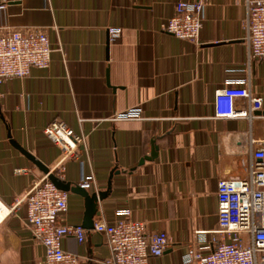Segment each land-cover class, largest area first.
<instances>
[{
    "label": "crops",
    "instance_id": "crops-1",
    "mask_svg": "<svg viewBox=\"0 0 264 264\" xmlns=\"http://www.w3.org/2000/svg\"><path fill=\"white\" fill-rule=\"evenodd\" d=\"M178 1L0 0V36L42 31L54 48L48 68L0 87V264H45L22 200L45 176L32 157L72 184L93 176L87 190L104 194L94 223L128 208L148 235L165 232L170 245L150 264H183L190 248L213 247L218 181L244 175L251 141L264 140V60L249 59L247 0H184L205 5L198 42L165 30ZM111 28H121L118 38ZM245 77L263 109L217 117L216 90ZM135 106L141 119H107ZM55 119L87 136L78 157L64 160L45 135ZM86 209L68 192L59 221L83 225ZM63 246L83 264H111L106 238L91 229Z\"/></svg>",
    "mask_w": 264,
    "mask_h": 264
},
{
    "label": "built area",
    "instance_id": "built-area-1",
    "mask_svg": "<svg viewBox=\"0 0 264 264\" xmlns=\"http://www.w3.org/2000/svg\"><path fill=\"white\" fill-rule=\"evenodd\" d=\"M5 1V0H4ZM202 1L176 3L175 14L165 30L174 36L198 42L204 23ZM245 41L249 59L264 60V0H247ZM121 28H111L110 38L120 36ZM54 48L42 31L14 30L0 36V87L14 78H26L33 67L48 68ZM248 78L228 80L215 92L217 117H250L263 109V97L253 93ZM140 106L113 113V122L142 118ZM45 135L59 145L63 159L78 157L87 145V136L77 133L60 119L50 121ZM252 162L244 175L223 178L217 185L219 227L209 250L190 248L183 264H264V140L251 141ZM90 188L92 175L79 183ZM28 207V222L35 239L44 247L45 264H83L80 257L65 250L63 243L73 236L79 243L86 238L82 225L60 223L59 217L68 210V192L57 188L47 177L38 180L22 199ZM114 221L99 220L91 229L103 235L111 250V264H150L162 256L170 245L165 232L146 233L143 222L135 220L128 208L117 211Z\"/></svg>",
    "mask_w": 264,
    "mask_h": 264
},
{
    "label": "water",
    "instance_id": "water-1",
    "mask_svg": "<svg viewBox=\"0 0 264 264\" xmlns=\"http://www.w3.org/2000/svg\"><path fill=\"white\" fill-rule=\"evenodd\" d=\"M158 155V147H154L151 154L142 158L139 164L144 163L145 160L154 159ZM34 163L47 175L48 179L59 189L66 191V192H74L77 194L82 195L87 202V209L85 213V219L83 223V227L86 229H92L94 227V215L97 211V203L98 201L104 197L103 193L97 192H90L85 187L81 186L80 184H72L69 181H65L61 179L58 175L51 172L50 169L45 166L41 161L35 159Z\"/></svg>",
    "mask_w": 264,
    "mask_h": 264
}]
</instances>
